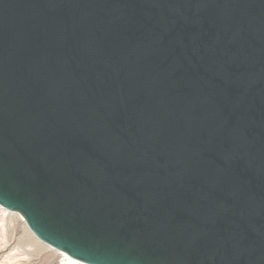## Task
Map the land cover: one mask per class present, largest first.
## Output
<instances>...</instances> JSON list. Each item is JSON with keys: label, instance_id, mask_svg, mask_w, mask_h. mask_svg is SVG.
I'll use <instances>...</instances> for the list:
<instances>
[{"label": "water", "instance_id": "obj_1", "mask_svg": "<svg viewBox=\"0 0 264 264\" xmlns=\"http://www.w3.org/2000/svg\"><path fill=\"white\" fill-rule=\"evenodd\" d=\"M0 205L91 264H264V0H0Z\"/></svg>", "mask_w": 264, "mask_h": 264}, {"label": "rangeland", "instance_id": "obj_2", "mask_svg": "<svg viewBox=\"0 0 264 264\" xmlns=\"http://www.w3.org/2000/svg\"><path fill=\"white\" fill-rule=\"evenodd\" d=\"M62 258L36 236L20 211L0 206V264H63Z\"/></svg>", "mask_w": 264, "mask_h": 264}, {"label": "bare ground", "instance_id": "obj_3", "mask_svg": "<svg viewBox=\"0 0 264 264\" xmlns=\"http://www.w3.org/2000/svg\"><path fill=\"white\" fill-rule=\"evenodd\" d=\"M2 206V205H0ZM28 223V222H27ZM29 225V223H28ZM30 227V226H29ZM31 228V227H30ZM32 230V229H31ZM33 231V230H32ZM34 232V231H33ZM35 233V232H34ZM37 236V235H36ZM38 237V236H37ZM39 238V237H38ZM40 239V238H39ZM44 242V241H43ZM46 243V242H45ZM48 244V243H47ZM50 247H52L53 249H55L56 251H58V253H60L63 258H62V262L63 264H91V263H88V262H85V261H82V260H79V259H76L74 257H72L71 255L67 254L66 252L54 247L53 245H50L48 244Z\"/></svg>", "mask_w": 264, "mask_h": 264}]
</instances>
